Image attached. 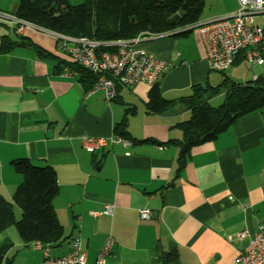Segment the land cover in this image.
<instances>
[{
  "label": "crops",
  "instance_id": "crops-1",
  "mask_svg": "<svg viewBox=\"0 0 264 264\" xmlns=\"http://www.w3.org/2000/svg\"><path fill=\"white\" fill-rule=\"evenodd\" d=\"M17 4L0 0V12L13 15ZM236 10V0H205L195 25ZM254 24L264 28V14L255 16ZM4 38L23 45L0 51V194L12 202L21 182L13 160L54 170L58 196L52 206L64 240L50 247L52 257L67 254L76 238L93 264L111 235L115 245L105 264H161L159 254L171 251L178 264H236L247 241L236 234L255 233L264 224V108L193 148L178 171L179 148L166 142L181 138L175 125L188 119L185 108L147 113L150 86L144 84L117 85L115 98L107 101L101 91L91 92L93 78L66 64L53 36L30 29L16 36L11 26L0 24V48ZM29 43L49 55L39 56ZM138 46L165 64L156 82L166 100L188 96L213 72L195 28L187 36L163 34ZM241 58L220 74L241 84L252 75L262 77L254 72L261 66ZM122 119L127 144L85 148V139L114 137ZM106 205L113 206L111 215L102 214ZM140 210H148L149 218L140 219ZM6 242L11 247L4 260L43 264L42 252L24 244L12 226L0 233V245Z\"/></svg>",
  "mask_w": 264,
  "mask_h": 264
},
{
  "label": "trees",
  "instance_id": "trees-1",
  "mask_svg": "<svg viewBox=\"0 0 264 264\" xmlns=\"http://www.w3.org/2000/svg\"><path fill=\"white\" fill-rule=\"evenodd\" d=\"M204 4L205 0H83L78 5H71L68 0H18L13 15L38 28L64 36L112 43L130 40L142 33L150 36L167 33L187 36L190 30L186 29L200 20ZM20 45L23 44L4 38L0 51L7 52ZM29 46L39 56L49 55L35 44L29 43ZM99 50L111 52L113 49L102 46ZM66 64L71 68L77 67L70 61ZM78 70L84 74L83 78L95 80L85 70ZM217 96H222V103L210 106L209 101ZM177 106L185 108L189 117L175 125L181 132V138L169 140L166 144L179 148L177 170L180 171L193 148L212 141L236 120L264 108V78L241 84L225 77L215 86L208 83L194 86L188 96L174 100L162 97L159 83L149 87L145 103L147 113L162 115ZM125 126V119H122L114 126L113 133L130 141ZM10 165L21 177V182L14 191L12 202L0 194V233L12 226L26 245L39 242L49 247L58 246L64 236L52 206L58 196L54 170L49 166H34L27 159L13 160ZM14 205L21 211L17 221ZM10 247L8 242L0 245V264H11L10 260H4ZM158 259L161 264H178L174 251L162 252Z\"/></svg>",
  "mask_w": 264,
  "mask_h": 264
},
{
  "label": "built area",
  "instance_id": "built-area-1",
  "mask_svg": "<svg viewBox=\"0 0 264 264\" xmlns=\"http://www.w3.org/2000/svg\"><path fill=\"white\" fill-rule=\"evenodd\" d=\"M236 2L237 10L230 17L186 29L195 28L199 33L210 71L224 72L240 55L247 65L264 67V28L254 24L255 16L264 14V0H236ZM0 24L11 26L16 36L23 35L26 29L53 36L57 40L56 50L64 54L68 61L91 74L95 78L91 92L101 91L107 101L115 98L117 85L128 89L138 84L152 86L165 68L164 63L154 60L138 46L142 40L155 37L146 33L130 40L100 43L87 37H69L50 32L14 15L1 12ZM102 46H111L113 50L101 52L99 48ZM67 72V69H64L62 75H67ZM258 78L252 75L251 81ZM118 142L127 144V140L114 136L110 139L88 138L84 140V146L89 152H94L105 148L108 144ZM112 209V205H106L102 214L111 215ZM139 217L148 219V210H140ZM236 238H247L245 245L237 252L236 264H264V224L255 233L244 230L236 234ZM32 245L42 252L43 264H88L85 252L76 238L71 241L68 253L60 257H52L48 245L39 242H34ZM114 245V237L107 235L93 264H105Z\"/></svg>",
  "mask_w": 264,
  "mask_h": 264
},
{
  "label": "rangeland",
  "instance_id": "rangeland-1",
  "mask_svg": "<svg viewBox=\"0 0 264 264\" xmlns=\"http://www.w3.org/2000/svg\"><path fill=\"white\" fill-rule=\"evenodd\" d=\"M69 1H70V4H71V5H78V4H80V3L83 2V0H69ZM240 67L243 69V71H244V70H245V71L249 70V68L245 67V65H241ZM211 72H212V71H211ZM247 72H248V71H247ZM254 72H255L256 74H258V75H262V77L264 78V68H262V67H256V68H254ZM223 78H224L223 74H220V73H218V72H212V73H210L209 80H208V84L211 85V86H215V85H217V84L221 81V79H223ZM222 99H223V98H222L221 96L214 97V98H212V99L209 101V104H210V106H212V107H216V106H218V105H220V104L222 103ZM14 210H15V211H14V212H15V219H16V221H17V220L20 219L21 211H20V209L17 208V207H15Z\"/></svg>",
  "mask_w": 264,
  "mask_h": 264
},
{
  "label": "water",
  "instance_id": "water-1",
  "mask_svg": "<svg viewBox=\"0 0 264 264\" xmlns=\"http://www.w3.org/2000/svg\"><path fill=\"white\" fill-rule=\"evenodd\" d=\"M192 30V29H191Z\"/></svg>",
  "mask_w": 264,
  "mask_h": 264
}]
</instances>
